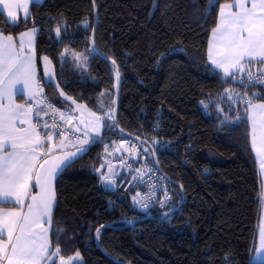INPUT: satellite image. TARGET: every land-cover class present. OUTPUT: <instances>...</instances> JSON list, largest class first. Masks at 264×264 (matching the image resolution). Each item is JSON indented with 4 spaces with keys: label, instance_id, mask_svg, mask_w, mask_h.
I'll list each match as a JSON object with an SVG mask.
<instances>
[{
    "label": "trees",
    "instance_id": "16d2710c",
    "mask_svg": "<svg viewBox=\"0 0 264 264\" xmlns=\"http://www.w3.org/2000/svg\"><path fill=\"white\" fill-rule=\"evenodd\" d=\"M231 2L44 0L32 3L27 22L16 27L0 12L8 34L39 29V80L59 108L75 101L94 110L103 96L114 98V110L120 91L117 126L112 120L103 130L104 144L90 147L56 179L50 240L52 251H60L51 264L77 252L72 264H264L251 262L263 187L249 104L241 101L264 103V79L247 85L245 74L225 76L207 61L219 8ZM65 49L81 54L85 68L61 59ZM44 56L57 82L45 81ZM121 134L151 145L170 180L171 200L146 215L135 210L134 193L104 188L92 171Z\"/></svg>",
    "mask_w": 264,
    "mask_h": 264
},
{
    "label": "snow or ice",
    "instance_id": "6c2138e0",
    "mask_svg": "<svg viewBox=\"0 0 264 264\" xmlns=\"http://www.w3.org/2000/svg\"><path fill=\"white\" fill-rule=\"evenodd\" d=\"M0 7L10 18L6 21L8 27L27 22L28 0H0ZM19 9L25 13L23 21L18 18ZM219 16L220 21L213 29L209 50L211 63L222 68L226 76L230 69L242 72L252 62L264 68V0H234L233 3H225L219 10ZM34 31L23 32L17 45L14 34H8L5 28L0 27V264H43L53 255L47 251L48 229L45 227L46 218L50 220L52 215L55 200L53 181L62 166H71L73 160L69 157L76 156V153L55 156L51 146L45 150V142L53 140V133L44 131L42 134V129L49 128L47 121L42 124L33 122V116L42 119V115L48 114L47 109L55 112L54 101L47 97L35 104L36 97L43 94L44 86L37 80L33 55L25 54L24 43L27 37V51L34 54ZM56 32L59 35V27ZM42 59L45 67L51 64L47 56ZM48 78L51 81L52 75L49 74ZM255 79L259 82L261 78ZM249 80H253L251 75ZM18 84H22V91L28 94V101L23 104L15 102L14 94ZM60 95L64 96L65 101L71 99L63 91ZM245 103L264 109V104L255 105L254 100ZM62 107L67 108L68 105L62 102ZM76 107L84 106L76 104ZM59 116L64 119L65 112H59ZM108 118H111L110 115ZM95 121L97 126L94 127L98 132L101 117L95 116ZM68 122H71L70 114ZM52 127L58 130L59 126L53 124ZM257 131L261 139L258 151L264 153V120L259 125L253 122L254 148ZM101 178L109 179L103 173ZM260 243L264 248V228L260 231ZM59 251L57 248L55 254L58 255ZM79 255L77 252L75 257L67 260L61 258L60 264H72L73 259L79 258Z\"/></svg>",
    "mask_w": 264,
    "mask_h": 264
},
{
    "label": "built area",
    "instance_id": "2783aa9c",
    "mask_svg": "<svg viewBox=\"0 0 264 264\" xmlns=\"http://www.w3.org/2000/svg\"><path fill=\"white\" fill-rule=\"evenodd\" d=\"M249 75L253 80H249ZM257 77L261 78L259 82L255 79ZM263 79V68L254 69V71L243 76L247 85L260 84ZM43 97L53 101L44 95V87L43 94L39 96V101ZM241 101L245 103L248 99L243 97ZM54 110L55 112L53 109H47L48 114L42 115V119L38 120L35 117L34 123L42 124L47 121L49 124V128L41 130L42 134L44 131H49L53 133L55 138L82 142L84 147L88 149L97 143L104 144L105 141H93L88 135L71 128L65 118L61 119L59 116L62 109L55 102ZM53 124L59 126L58 130L52 127ZM109 142L112 148L109 147L104 150V160L98 168L92 169L94 173L100 177L102 173L103 175L110 174L115 180L117 190L122 193H134L135 210L142 215L150 213L162 202L171 200L170 183L156 167L153 155L146 145L131 136L122 134L111 138Z\"/></svg>",
    "mask_w": 264,
    "mask_h": 264
},
{
    "label": "crops",
    "instance_id": "0c3cea01",
    "mask_svg": "<svg viewBox=\"0 0 264 264\" xmlns=\"http://www.w3.org/2000/svg\"><path fill=\"white\" fill-rule=\"evenodd\" d=\"M43 2H44V0H28L29 12L27 14V18L29 16L30 7H31L32 3L41 4ZM233 2H234V0H233ZM233 2H231V3H233ZM223 5H221L220 8L223 7ZM220 8H219V10H220ZM0 12L3 13V15L6 17L7 21L10 19V18L7 17V13H6V11H3L2 7H0ZM17 15H18V18L20 20H24L25 13H24L23 9L17 10ZM219 21H220V16H219V12H218L217 25L219 24ZM34 29H35V31H34V35L32 37V47H33L34 54L33 53H29L27 51V48H28V44H27L28 38L27 37L24 38L25 54L26 55H33V62H34L35 68H36L37 80L40 81L39 80V70H38V60H37V46H36L39 29H37V28H34ZM25 31H33V29H28V30H25ZM25 31H23V32H25ZM23 32H21L18 35L14 36V39L16 40L17 45L20 42V36H21V34ZM212 33H213V30L211 31V34H210L209 40H208V44H207V61H208L209 65L214 70H216V71L220 72L221 74L225 75L224 70L222 68H217L214 64L211 63V60L209 59L210 45H211L212 40H213ZM255 64H256V62L249 63L245 67L244 71H242V72L230 69L229 70V75H227V76H233V72H234V75H236V74H242V75L249 74L250 72L253 71L254 68L256 69V65ZM22 89H23V85L22 84L16 85L14 98H15V102L17 104H23V103H25V101H28V94H27V92L22 91ZM19 98H21L22 100H19ZM38 103H39V96L36 97L35 104H38ZM259 104H264V103L255 102V105H259ZM75 105L76 104H73L72 101H69L68 107L65 108V109H62V111L65 112V120L67 122H68L69 114L71 116V122L70 123L68 122L70 127L73 128V129L79 128L80 130L78 132L88 135L92 140H93V138L101 139V136H102V133H103V131H101V130L105 129V124H103V123L100 124V126H98L99 127V131L97 132L95 130V127H94L96 125H91L90 123H88V125L84 124L80 119L79 120H73L72 119V112H73V110L76 107ZM35 110H36V107L34 105V112H35ZM34 119H35V116H33V122H34ZM247 119H248V123H249V127H250L251 147H252L253 153L255 155L256 161H257V165H258L259 172H260V175H261V180H262V187H263L262 212H261V218H260V223H259L258 243H257L256 251H255V253H254L253 257H252V258H254V256H255L258 259L257 260H252L251 259V262L252 263H261V262H264L262 260V259H264V248H262L261 245H260V231H261V228H264V169H262V163H264V153L258 151V149H260V145H261V139H260L259 131H257V134H256V147L255 148L253 147V122L255 121V123L257 125H259L260 121L264 120V109H260L258 107L254 108V107L248 105L247 106ZM102 122H103V120H102ZM20 126L21 127H26V125H20ZM98 140L94 139L93 141H98ZM49 146L52 147L53 155H55V156H65V155H68V154H71V153H76L75 158L69 157L73 161L76 160L79 156H81L82 154H84L88 150V148L84 147L82 142H77V141H73V140H69V139H58V138H55V137H53V140L51 142H48V141L45 142V150H47V147H49ZM103 160H104V158H103ZM64 168H65V166H62L61 170L57 173L56 178L53 181L54 194H55V182H56V179H57V177L59 176V174L62 172V170ZM104 176H106L108 178H111V179L113 178V176L110 175V174H104ZM112 182H113V179H112ZM33 191L36 192L37 189L34 188ZM55 204H56V197H55V200L53 202V211H52V215L50 217V220H48V218H46V223H45V227L48 229L47 241H48L49 247H48L47 251H48V253H51L53 255H51L50 259H46L43 262V264H51L53 259H54V257H55V252L52 251L51 240H50L51 222H52V219H53V213H54V209H55ZM4 239H6V237H4Z\"/></svg>",
    "mask_w": 264,
    "mask_h": 264
},
{
    "label": "rangeland",
    "instance_id": "374dc122",
    "mask_svg": "<svg viewBox=\"0 0 264 264\" xmlns=\"http://www.w3.org/2000/svg\"><path fill=\"white\" fill-rule=\"evenodd\" d=\"M67 56L70 59H76L78 61V62H76L77 63L76 67H78L79 69L85 68L86 61H85V58L81 54H75L74 55V54L68 53L67 50L65 49L62 52L61 59L65 58ZM41 68H42V73H43L45 81H50L48 76H49V74H51L52 75L51 81L57 82L56 81L57 78H56V75L54 72V67H53L52 63L50 65H47V67H45L44 61L42 59L41 60ZM75 104H80V103H75ZM113 104H114V98H105L103 96L98 98L97 107L94 110L88 108L86 105L81 103L80 105H83L84 107L83 108L75 107V109L72 112V119L73 120H79L80 119L84 124H87V125H88V123H90L91 125H96L95 116H100L101 117L100 124H102V123L105 124V128H107L110 125V122L112 121ZM109 109H111L110 113L108 112ZM90 113H94L95 115H90ZM109 115L111 118H108ZM102 120H103V122H102ZM100 124L98 126H100ZM101 131H103V129ZM94 139L98 140L99 138H93V140ZM110 148H112V147H110ZM104 177H106V176H104ZM112 179H113V182H112ZM112 179L111 178H109V179L100 178V183H101V185L103 184L102 186H104V188H106V189H113V188L115 189V180H114V178H112ZM134 198L135 197H133V201L135 200ZM260 245H261V243H260ZM257 259L258 258H256L255 256H254V258H252V260H257ZM262 260L264 261V259H262Z\"/></svg>",
    "mask_w": 264,
    "mask_h": 264
},
{
    "label": "water",
    "instance_id": "95a60500",
    "mask_svg": "<svg viewBox=\"0 0 264 264\" xmlns=\"http://www.w3.org/2000/svg\"><path fill=\"white\" fill-rule=\"evenodd\" d=\"M93 8H94V11H95V21H96V23H95V26H94V29H93V31H92V35H91V46L94 48V34H95V29H96V26H97V23H98V17H97V14H96V10H95V7L93 6ZM119 77V76H118ZM119 104H120V91L118 92V94H117V100H116V104H115V107H114V110H113V116H112V120H113V123L117 126V113H118V109H119ZM124 135H127V136H131V135H129V134H124ZM132 137V136H131ZM137 140H139L140 142H142L143 144H145L149 149H150V151L152 152V155H153V158H154V161H155V164H156V167L160 170V168H159V165H158V163H157V159H156V155H155V152H154V150H153V148L151 147V145H149L148 143H146V142H144V141H142V140H140V139H137ZM160 172H161V170H160ZM162 173V172H161ZM164 177H166L165 175H163ZM167 178V177H166ZM167 180H169L168 178H167ZM170 181V180H169ZM180 186V185H179ZM182 198H183V200H184V196L182 195ZM169 216V214H167V215H164V216H162L161 217V219H164V218H167ZM135 223V222H134ZM133 223V224H134Z\"/></svg>",
    "mask_w": 264,
    "mask_h": 264
},
{
    "label": "bare ground",
    "instance_id": "6f19581e",
    "mask_svg": "<svg viewBox=\"0 0 264 264\" xmlns=\"http://www.w3.org/2000/svg\"><path fill=\"white\" fill-rule=\"evenodd\" d=\"M96 168V167H95ZM176 207V205H174Z\"/></svg>",
    "mask_w": 264,
    "mask_h": 264
}]
</instances>
